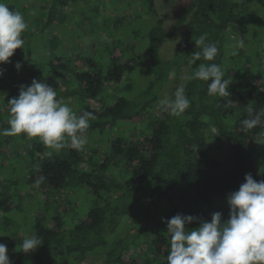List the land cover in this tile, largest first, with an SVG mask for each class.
Listing matches in <instances>:
<instances>
[{
    "label": "trees",
    "instance_id": "16d2710c",
    "mask_svg": "<svg viewBox=\"0 0 264 264\" xmlns=\"http://www.w3.org/2000/svg\"><path fill=\"white\" fill-rule=\"evenodd\" d=\"M68 1L52 0L49 15L58 13ZM132 1L137 9L141 3L147 15L156 19L146 33V41L138 46L140 50L134 47L130 53L116 46L108 69H100L98 62L88 59L78 63L84 70L75 72V77L82 95L90 102L79 114L87 110L96 117L90 121L87 135L119 127V123L136 122L140 126L129 130L136 136L106 139L108 150L92 149L88 156L68 148L65 157L37 158L38 172L31 179L37 180V175L45 193L87 187L94 204L84 219L69 229L62 215L73 205L64 206L62 199L46 194L45 207H57L61 214L47 223L38 221L31 236L43 237V245L27 255L14 249L8 254L11 264H75L100 248H108L102 264H167L170 237L165 220L183 214L211 221L215 212H221L227 220V197L239 190L245 175L251 173L257 182L264 180V126L245 131L241 124L264 110V57L258 58L259 69L252 74L248 62L242 67L236 57L228 56L225 35L236 19L235 0H192L182 9L171 32H166L154 0ZM240 1L264 11V0ZM8 7L18 11L16 6ZM138 19L140 14L131 22L133 27ZM116 22L121 30L129 31L126 17ZM179 31L181 41L172 57L165 58L162 48ZM204 33L207 42L217 44L215 62L222 65L225 79L233 78L236 72L250 76L243 84L233 82L228 97H209L207 82L189 78L200 63L191 64V55L197 51L193 36L198 38ZM226 55L228 68H224ZM136 65L142 73L135 74ZM59 67L66 69L64 64ZM185 67L187 78L172 90V95L183 86L190 107L178 118L150 115L161 92L177 80ZM135 76L145 82L140 84ZM107 83L129 91L137 86V93L118 96L105 105L102 94ZM18 96L19 90L9 96L7 104ZM100 103L103 105L97 108ZM121 163L124 172L119 178H111L110 171ZM137 204V222L132 224L129 219L124 228L121 219ZM198 226L199 222L186 225L189 230Z\"/></svg>",
    "mask_w": 264,
    "mask_h": 264
},
{
    "label": "rangeland",
    "instance_id": "374dc122",
    "mask_svg": "<svg viewBox=\"0 0 264 264\" xmlns=\"http://www.w3.org/2000/svg\"><path fill=\"white\" fill-rule=\"evenodd\" d=\"M51 1L2 0L8 6H16V9L23 14L28 28L22 34L24 48L15 50L14 55L10 57V62L0 64V71L3 72V76L0 77V130L9 126L7 121L10 112L7 99L20 90L21 85H31L33 79L47 81L57 91L56 98L69 104L79 115L81 108L90 102L82 95L81 85L75 77V72L84 70L78 63H85L88 59H92L98 62L100 69H108L111 66L113 49L118 47L134 52L133 48L137 47L139 51L138 46L141 41H146L147 31L156 23V19L147 15L148 12L141 3L138 4L140 9L138 10L132 0H69L58 13L50 16ZM154 1L159 15L164 19L166 32H171L182 9L192 0ZM233 7L236 19L226 32L225 48L230 58L236 57V62L240 63L239 66L244 67L248 62L253 74L254 70L259 69L258 58L264 57V11L255 4H246L240 0H235ZM139 14L140 19L137 21L139 23L133 27L131 22ZM124 17L129 21V31L121 30L120 26H117L116 21ZM180 34L181 31L177 32L162 48L165 58L172 57L181 41ZM238 41L243 42V47L238 49L237 55H232V45ZM226 57L227 55L224 59V68H228L227 64L230 63L229 58L226 59ZM18 62L22 65L19 70L15 67ZM61 64L66 66L65 70L59 67ZM55 68L57 75L54 74ZM135 69V74L142 73L137 65ZM187 75L185 67L177 80L161 92L160 99L164 96L172 97V90L177 85H181ZM135 77L140 84L145 82L144 78ZM248 77L250 79L249 75ZM248 77L244 76L243 72H236L232 80L240 85L245 83ZM120 86L113 83L106 84L102 94V102L105 105L118 96H130L137 93V86H134L132 91ZM101 103L96 107L100 108L103 105ZM166 114L156 104L150 115L164 117ZM119 124H121L119 127L90 133L88 144L80 152L88 156L92 149L106 151L108 150L106 139L129 138L130 135L134 137L136 133L132 131L130 134L129 130L140 126V123L136 122ZM34 148L40 149L35 152ZM49 151L38 139L29 140L23 134L18 137L0 135V236H2L0 243L7 245V254L14 249H21L23 240L31 236L34 225L38 221L47 223L61 214L57 211V207L51 209L45 207L46 194L57 196V200L62 199L64 206L73 205L67 213L62 215L69 229L80 223L94 204V201H90L87 187L49 194L42 189V182L37 175V180L32 182V176L38 172L37 158L68 155V148L58 153L53 152L52 155H49ZM121 171L124 172L123 163L110 171L111 178H119ZM139 209V205H135L128 216L121 219V226L127 227L130 223L129 219L132 224L136 223L140 216ZM121 232L119 230L118 235ZM107 249L100 248L75 264H102Z\"/></svg>",
    "mask_w": 264,
    "mask_h": 264
},
{
    "label": "clouds",
    "instance_id": "9594fccd",
    "mask_svg": "<svg viewBox=\"0 0 264 264\" xmlns=\"http://www.w3.org/2000/svg\"><path fill=\"white\" fill-rule=\"evenodd\" d=\"M27 28L23 14L0 0V64L10 62L15 50L24 48L22 34ZM193 41L197 51L191 55V64L200 63L189 78L207 82L209 97L230 96L228 89L233 80L231 76L225 79L227 74L222 65L215 62L217 44L207 42V33L198 38L193 36ZM241 47L242 41L233 44L231 54L237 55ZM21 66L19 62L15 65L17 70ZM56 97L57 91L47 81L33 79L31 85H21L19 96L8 101L9 126L0 130V135L18 137L23 134L29 140L38 139L50 150L49 155L65 148L84 150L89 142L87 130L90 121L96 119L95 114L85 110L78 115L69 104ZM190 103L185 88L179 86L172 97L164 96L159 100L158 108L178 118ZM241 124L245 131L264 126V110L252 114ZM227 203L230 209L227 220H223L221 212H215L211 221L183 214L164 221L170 237L167 264H264V180L257 182L251 173L246 174L245 182L228 195ZM194 222H199V226L189 230L186 225ZM43 243L41 236L26 237L21 251L30 254ZM7 253V245L0 243V264H11Z\"/></svg>",
    "mask_w": 264,
    "mask_h": 264
}]
</instances>
